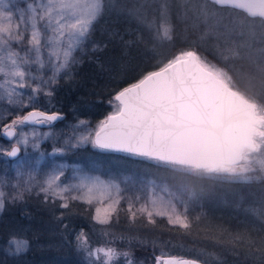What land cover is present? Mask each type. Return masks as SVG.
<instances>
[{"label":"snow or ice","instance_id":"snow-or-ice-1","mask_svg":"<svg viewBox=\"0 0 264 264\" xmlns=\"http://www.w3.org/2000/svg\"><path fill=\"white\" fill-rule=\"evenodd\" d=\"M123 7L127 21L149 30L150 50L162 59L154 70L114 93L109 104L115 101V110L100 121L94 136L78 133L86 124L81 120L64 138L54 131L18 129H51L63 118L36 104L41 96L50 101L59 80L71 77L89 44L93 51L107 46L93 41L92 35L115 5L112 0H24L21 7L0 0V123L11 117L2 128L9 141L14 140L7 150L0 146V155L16 158L22 148L26 153L13 165L14 177L0 175V211L6 204L42 197L45 206L59 211L56 219L67 233L65 242L74 244L87 264H117L121 259L123 264H225L222 253L207 249L196 257L165 253L157 238L141 233L156 228L157 218H165L168 232L191 236L199 217H192L190 208L199 206L206 192L218 185H264V0H136ZM173 14L201 35L189 47L165 54V47L178 38ZM134 31L122 34L113 28L108 35L131 48L143 41L139 35L124 39ZM205 38L211 43L201 50ZM181 42L188 43L186 38ZM48 139H63L62 146L41 152V142ZM87 144L146 157L171 171L190 166L194 175L212 183L201 185L198 192L194 187L178 189L167 180L126 177L132 185L129 194L120 179L103 178L79 165L71 166L67 175L70 166L55 157ZM29 148L38 156L33 158ZM42 161L47 170L40 167ZM80 204L87 206L85 211L95 205L91 220L109 228L119 224L124 212L122 234L104 231L105 242L94 244L92 233L64 222ZM251 211L264 217V204ZM206 238L215 239V234ZM6 243L13 257L30 249V241L15 235ZM121 243L127 247H119ZM215 243L234 256L243 255V264H264V233L259 230L228 233L227 238L220 233ZM135 248H151L152 255L138 259Z\"/></svg>","mask_w":264,"mask_h":264},{"label":"trees","instance_id":"trees-1","mask_svg":"<svg viewBox=\"0 0 264 264\" xmlns=\"http://www.w3.org/2000/svg\"><path fill=\"white\" fill-rule=\"evenodd\" d=\"M112 2L115 5L114 11L100 20L92 35L93 41L107 46L93 51L92 45L89 44L86 52L82 55V62L74 68L71 77L61 78L55 87L51 108L60 112L63 117L57 123L82 119L95 126L112 112L113 103L110 105L109 101L113 100L114 93L134 82L142 73L154 70L157 61L162 59L161 56L154 55L150 50L149 30L143 26H138L135 21H127L126 10L123 5L127 4L130 7L136 0H112ZM172 23L176 26L178 38L174 45L165 47V54H171L181 48L189 47L201 35L199 29L194 31L178 21L175 14H173ZM113 28H118L122 34L125 29H135L132 35H125L124 39H135L139 35L143 37V41L134 44L131 48H125L119 38H109L108 32ZM182 38H186L188 43H182ZM209 42L207 39L203 41L201 50L209 47ZM77 55L80 56L81 54L77 53ZM71 155L69 158H75V160L79 158L87 160L99 156L107 161L111 156H116L122 158L126 164L138 162L137 168L147 165L150 168V174L158 179L167 180L176 188L194 187L199 192L201 185L207 187L212 183L199 178L186 169L171 171L162 165L123 152L100 150L86 146V148L74 150ZM201 202L206 210V215L199 217L193 235H182V239L189 246L185 248L189 249L188 253H184L185 256L196 257L200 250L207 249L209 251L213 249V251L217 250L222 253L225 264L229 260L233 263L244 261V258H241L243 255H240L241 257L238 259L241 260L237 261V257L230 250L216 244L215 239H219L220 233H223L227 238L228 233L239 232L238 230L244 227L242 218H246L248 225L250 224L249 226L253 229L264 233L263 222L261 224L251 223V221H257L256 215L251 209L264 204V185L259 183L247 186L218 185L212 191L206 192ZM30 204L28 209L24 208L23 210L12 205L0 217V235L7 237L14 231L13 229L18 228L24 231L22 233H25L31 242L30 249L22 258L16 260L0 257V264H68L72 260L77 261L75 246L65 242L67 233L62 230L56 219L60 214L59 211L51 210L49 207L44 208L38 204L34 205V203ZM84 214V211L78 212L67 217L64 222L69 223L70 221L71 225L77 229L83 228L85 232H90L92 223L86 216H83ZM157 220L158 226L145 233L162 239L178 237L179 232L166 230V220ZM208 233H214L215 239H207ZM139 249L152 251L151 248ZM172 249L179 253L177 250L182 248L176 246ZM210 264H215V262L211 261ZM248 264H251V261Z\"/></svg>","mask_w":264,"mask_h":264},{"label":"rangeland","instance_id":"rangeland-1","mask_svg":"<svg viewBox=\"0 0 264 264\" xmlns=\"http://www.w3.org/2000/svg\"><path fill=\"white\" fill-rule=\"evenodd\" d=\"M141 1L144 2L145 0H141ZM13 2L16 3L18 6L22 7L24 0H13ZM206 39H205V41H206ZM209 43H211V42H209ZM208 45L210 46V44H208ZM115 103L116 102L113 101L112 112L115 110ZM52 104H53L52 98L49 101L48 98L41 96L39 99V102L36 104V107H38L42 110H45V111H47V110L56 111V110H52V108H51ZM0 107H2V105H0ZM27 110H30V109H25V111H27ZM10 119H11V117L5 118V119H3L2 123H9ZM81 120L66 121L64 123L54 122V125L51 129L47 126L27 125V126H24L22 129H18V131L22 130L25 132H31L33 130V128H35V130H37L39 132L54 131L58 135H62L64 138H66L67 136H70L72 134L73 128L77 127L79 125V121H81ZM83 121H85L86 124L84 126L78 127V133H82V134H89L90 133L92 136H94L95 131L97 130L100 122H98L95 126H92L88 123L87 120H83ZM2 123H0V146H3V148L7 150V149H9L10 144L14 143V140L9 141V139L4 136ZM62 143H63V139H61L60 142H54L51 139L42 141L41 146H40V151L45 152V153H51L53 146L61 147ZM86 146H91V144L84 145L81 148H79V150L84 148V147L86 148ZM76 150H78V149H76ZM27 152L30 153L33 158L38 156V153L33 152L31 150V148L27 149ZM73 152H74V150L71 152H67L65 154H62V155H57L55 157V160L57 162L66 163L70 166L66 172V174L69 176L71 175V166L79 165L83 168L90 170L93 174L101 175L103 178L116 177V178L120 179L122 182H125L126 177H131V178L135 179L136 181L148 179V180H157L159 182L162 180V178L158 179L155 176H153L152 174H150V168L147 165H142V167L137 168L138 162H132L131 164H126L122 158H117L116 156H111V158L109 160L107 159V161L105 160V158H101L99 156H97L95 158H92V157L88 158L87 159L88 161L84 160V159H80V158L75 160V158H69ZM123 153H125V152H123ZM25 154H26L25 149L22 148L21 153L16 158H8L4 155H0V175H6L10 178L14 177L15 169H14L13 165H15L18 160L23 159L25 157ZM125 154H129L130 156L139 158L138 156H134L130 153H125ZM140 158H143L144 160L152 162L154 164H159V162L154 161V160H150L146 157H140ZM40 167L44 170H47L46 169V162L42 161ZM177 167L178 168L182 167L183 169L191 171L190 166H177ZM122 187H127L129 189V194L131 193V191H132V185L131 184H128L125 182V183H122ZM177 188L179 189V188H186V187H177ZM6 191H7V189H6ZM34 200H36V201H34ZM30 203H34V205L38 204L40 206H43L44 208L49 207V208H51V210H53L52 205L45 206L42 203V197L37 198L35 195H33V197L27 201V204H20V205H16V206H18L21 210H23L24 208L28 209V207L31 206ZM10 206L12 207V204H6L5 208L2 211H0V217L2 216L4 211L8 210V208L10 209ZM73 207H74V211L76 213L84 211L85 214L83 216L84 217L86 216L87 219L89 220V222L92 223L90 233H92V241L94 244H103L105 242L106 238L102 235V233L104 231L113 232L116 236H119L122 234V230L124 229L125 224H126V221L123 219L124 212H121L122 218H121L119 224L112 223V226L109 228L107 226L95 225V222L91 220V216L94 214L95 205H93L91 210H89V211H85V208L87 206L82 205V204L74 205ZM125 207H126V205H125ZM190 215L192 217H204V215H206V210L204 209L203 203L201 201H200L199 206H196V205L191 206ZM58 216H59V214H58ZM157 219H164L165 220V218H157ZM255 219L257 221H251V223H258V224H261V222L264 223V217H257L256 216ZM241 220L243 221L242 223L244 224V227H242V229H239L238 230L239 232H249V231L253 230V228L251 226H249L250 224L248 225V223H247L248 220L246 218H242ZM94 225H95V229H94ZM253 226H256V225H253ZM13 230L14 231H12V233L10 235H8L7 237H4L2 234L0 235V257L1 258L7 257V258H13V259L18 260V259L23 257V255L20 257H13V256L8 255V253H7L8 245H7L6 241L9 239L10 236L15 235V236H18L21 238H26L28 241H30V239L28 237H26L25 233H22V232H24L23 230L21 231V229H18V228L17 229L15 228ZM53 232H55V231H53ZM201 232H204V231H201ZM141 234L145 235V236L153 237L152 235L147 234L145 232L141 233ZM30 246H31V242H30ZM157 246H158V248L165 251V253L173 254V255H185L184 253L189 251V249H185V248H188L189 246L182 239L181 234H179L178 237L174 238V239L171 237H166L165 239L164 238L163 239L157 238ZM176 246H180L182 248L181 250H177V251H179V253L174 252L172 249ZM119 247L126 248L127 246H126V244L121 243V244H119ZM132 250L135 252L136 257L138 259H147L150 255H152V251L150 252V250H149V252L147 250L139 249V248H135ZM74 251H76L75 254L77 257V261L72 260L68 264H87L86 257L82 253L78 252L76 250V248L74 249ZM209 251H213V249H210ZM214 252L221 253L220 251H217V250ZM148 253H149V255H148ZM156 254H159V252L157 251ZM197 254L199 255L198 252H197ZM222 257L224 260V256H222ZM235 257H237V256H235ZM240 257L241 256L237 257V261L241 260V259H238ZM241 258H244V257L242 256ZM243 262L244 261L241 260L239 263H233V262H231V260H229L227 264H243ZM56 264H58V263H56ZM117 264H123V260L121 259L120 261H117ZM148 264H151L150 260L148 261Z\"/></svg>","mask_w":264,"mask_h":264},{"label":"water","instance_id":"water-1","mask_svg":"<svg viewBox=\"0 0 264 264\" xmlns=\"http://www.w3.org/2000/svg\"><path fill=\"white\" fill-rule=\"evenodd\" d=\"M40 110H42V109H40ZM4 134V133H3ZM95 135V134H94ZM5 136V135H4ZM6 137V136H5ZM7 138V137H6ZM18 156H19V154H18Z\"/></svg>","mask_w":264,"mask_h":264}]
</instances>
